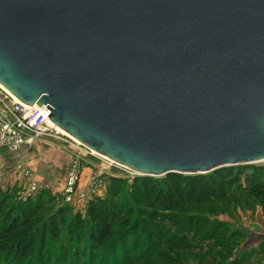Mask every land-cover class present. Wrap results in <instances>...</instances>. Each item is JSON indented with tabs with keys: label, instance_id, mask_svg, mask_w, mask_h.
<instances>
[{
	"label": "water",
	"instance_id": "1",
	"mask_svg": "<svg viewBox=\"0 0 264 264\" xmlns=\"http://www.w3.org/2000/svg\"><path fill=\"white\" fill-rule=\"evenodd\" d=\"M0 85L140 176L264 162V0H0Z\"/></svg>",
	"mask_w": 264,
	"mask_h": 264
},
{
	"label": "trees",
	"instance_id": "2",
	"mask_svg": "<svg viewBox=\"0 0 264 264\" xmlns=\"http://www.w3.org/2000/svg\"><path fill=\"white\" fill-rule=\"evenodd\" d=\"M125 192L136 208L124 202ZM244 197L264 211V164L130 182L109 177L105 194L91 197L84 213L72 212L45 189L20 199L0 187V264H74L87 251V264L97 254L101 264L104 258L112 264H179L183 247L202 245L194 238L205 225L199 216L181 213ZM216 230L202 242L215 239Z\"/></svg>",
	"mask_w": 264,
	"mask_h": 264
},
{
	"label": "rangeland",
	"instance_id": "3",
	"mask_svg": "<svg viewBox=\"0 0 264 264\" xmlns=\"http://www.w3.org/2000/svg\"><path fill=\"white\" fill-rule=\"evenodd\" d=\"M139 176L60 132L40 136L28 134L26 143L18 150L0 146V187L3 191L26 199L45 189L72 212L84 213L91 197L103 196L109 177L130 182ZM73 179L74 184L70 185ZM71 186L72 190L67 192ZM122 199L136 208L126 192ZM190 214L204 221V229L194 238L202 245L183 247L179 264H264V211L257 202L247 197L234 202L230 199L211 207L192 208L181 216ZM215 228V239L202 242V236L208 237ZM233 232L237 234L231 237ZM91 255L87 251L86 256L80 255L74 264H87ZM100 257L97 254L94 264H101ZM102 264L112 262L104 258Z\"/></svg>",
	"mask_w": 264,
	"mask_h": 264
},
{
	"label": "built area",
	"instance_id": "4",
	"mask_svg": "<svg viewBox=\"0 0 264 264\" xmlns=\"http://www.w3.org/2000/svg\"><path fill=\"white\" fill-rule=\"evenodd\" d=\"M57 134L36 104L27 105L15 100L0 88V146L18 150L26 143V136ZM74 184V179L70 185ZM72 190V186L67 192Z\"/></svg>",
	"mask_w": 264,
	"mask_h": 264
},
{
	"label": "bare ground",
	"instance_id": "5",
	"mask_svg": "<svg viewBox=\"0 0 264 264\" xmlns=\"http://www.w3.org/2000/svg\"><path fill=\"white\" fill-rule=\"evenodd\" d=\"M0 88H2L4 91H6L1 85H0ZM7 92V91H6ZM8 94H10L9 92H8ZM11 95V94H10ZM13 97V96H12ZM14 98V97H13ZM15 99V98H14ZM15 100H17V99H15ZM49 124H50V126L51 127H53V128H55L56 130H57V132H60V133H63V134H66L65 132H63L60 128H58L57 126H55L52 122H50L49 121ZM66 135H68V134H66ZM69 136V135H68ZM70 137V136H69ZM72 138V137H71ZM94 153V152H93ZM108 160V159H107Z\"/></svg>",
	"mask_w": 264,
	"mask_h": 264
}]
</instances>
